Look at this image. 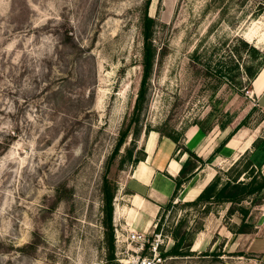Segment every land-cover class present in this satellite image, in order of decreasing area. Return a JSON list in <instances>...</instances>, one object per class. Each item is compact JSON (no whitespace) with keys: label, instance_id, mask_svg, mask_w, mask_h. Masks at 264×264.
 I'll return each mask as SVG.
<instances>
[{"label":"rangeland","instance_id":"rangeland-1","mask_svg":"<svg viewBox=\"0 0 264 264\" xmlns=\"http://www.w3.org/2000/svg\"><path fill=\"white\" fill-rule=\"evenodd\" d=\"M145 1L0 0V264H109L104 179L115 188L117 264L136 248L132 231L150 241L161 232L159 264H264V190L249 233L228 229L240 223L238 213L226 217L228 205L204 215L178 197L148 226L116 218L121 180L150 130L182 143L187 127L212 133L254 107L246 127L257 145L220 159L215 170L226 179L243 156L264 172V102L248 95L264 67V0H151L155 59L134 120ZM237 39L261 52L240 50L232 85L212 66L232 65ZM177 227L179 235L202 229L188 242L190 255L164 257Z\"/></svg>","mask_w":264,"mask_h":264},{"label":"crops","instance_id":"crops-1","mask_svg":"<svg viewBox=\"0 0 264 264\" xmlns=\"http://www.w3.org/2000/svg\"><path fill=\"white\" fill-rule=\"evenodd\" d=\"M248 95L253 100L264 102V67L252 81ZM253 108L251 107L236 123H223L222 125H225L223 128L219 126L220 124L217 125L212 133L202 131L197 125L189 126L183 133L182 143L156 130L146 132L142 143V157L121 180L117 195L123 200L119 206L115 204L116 218L119 217L120 220L125 218L127 222L134 223L137 227L145 223L147 226L150 225L161 208L170 201L182 165L190 158L189 152L206 161L229 132ZM262 108L264 109V105ZM241 132L243 133L240 135ZM249 134L250 129L246 125L242 126L226 142L212 162L203 164L199 170L195 168L194 174L181 185L177 194L178 199L193 200L218 173L215 167L220 164V159L226 156L229 158L237 152L241 155L248 150L256 140L254 138L248 140ZM191 162H196L197 167L200 166V162L192 157Z\"/></svg>","mask_w":264,"mask_h":264},{"label":"trees","instance_id":"trees-1","mask_svg":"<svg viewBox=\"0 0 264 264\" xmlns=\"http://www.w3.org/2000/svg\"><path fill=\"white\" fill-rule=\"evenodd\" d=\"M151 0L145 1L144 15L142 19V75L140 80V85L138 89L137 96L135 98L133 118L137 120V114L141 110L143 103L146 99L148 80L152 73L153 63L155 59V49L152 42V27L155 22L154 18L148 15L147 9L149 7ZM238 45L237 48H234V53L230 55V62L232 65L227 67L226 61L223 59H218L212 66V71L219 77H222L224 80L229 82L232 85H237L235 83L231 71L234 69H239L240 64L239 58L241 57V49H252L254 52L259 53L261 51L256 50L254 47H249L248 43L242 39H237ZM264 58V53H263ZM246 73L251 76L253 79L257 73L252 74L249 66H245ZM250 114V113H249ZM249 114L245 116L235 128L229 132V134L222 140V142L214 149L206 161L198 158L195 154L190 153V158L182 165V168L179 172L180 177L176 179V187L174 193L167 203V206L171 204V201L177 197L178 191L181 188V185L188 181L189 178L194 174L195 168L198 170L205 163H210L214 157L220 152L226 142L236 133V131L242 126L246 125L247 118ZM230 120V119H229ZM225 125H220L223 128ZM125 134H123L118 140L116 147L113 151V154L117 153L121 142L124 139ZM173 138V137H171ZM177 140L176 138H173ZM257 145V140L252 143V146ZM128 154H131V151L128 150ZM246 154V152H245ZM243 154V156L245 155ZM241 156L237 159L230 167H228L224 174L226 179H222L220 174L214 176V178L201 190V192L191 201H185L183 205L196 207L204 215L212 212L218 205H228L226 210V217H230L236 213L240 216L239 224L229 225L228 229L234 234L249 233L253 225L247 221V218L250 214L251 207L261 203L263 198L264 190V172H261L259 169H255L253 161L248 157L244 158ZM191 157L200 162V166L197 167L196 162H191ZM140 159L135 160L138 162ZM134 162V163H135ZM243 175V179H240ZM115 194V188L111 189L110 181L104 179L103 183V213H104V227L106 229V238H107V250H108V262L109 264H115L114 257V232H113V198ZM248 201L249 204L244 202ZM156 231L159 229L157 226ZM201 227L197 230L189 228L188 231H185L182 235H179V227H177L173 234L174 244L166 253H163L165 257L166 254L174 256H186L190 255L193 251H190V243L192 237L198 232ZM117 264V263H116Z\"/></svg>","mask_w":264,"mask_h":264},{"label":"built area","instance_id":"built-area-1","mask_svg":"<svg viewBox=\"0 0 264 264\" xmlns=\"http://www.w3.org/2000/svg\"><path fill=\"white\" fill-rule=\"evenodd\" d=\"M155 230V229H154ZM150 241L144 234L134 233L130 234V240L136 243V248L133 249L130 259L124 261V264H159L161 261L160 245L163 242L161 232H156ZM149 251L148 255H142L145 250ZM117 253V251L115 252ZM121 253V252H120ZM115 261L121 262V259L116 258Z\"/></svg>","mask_w":264,"mask_h":264},{"label":"bare ground","instance_id":"bare-ground-1","mask_svg":"<svg viewBox=\"0 0 264 264\" xmlns=\"http://www.w3.org/2000/svg\"><path fill=\"white\" fill-rule=\"evenodd\" d=\"M199 242H196L195 244H194V246H193V248L195 249V248H197L198 246H199Z\"/></svg>","mask_w":264,"mask_h":264}]
</instances>
